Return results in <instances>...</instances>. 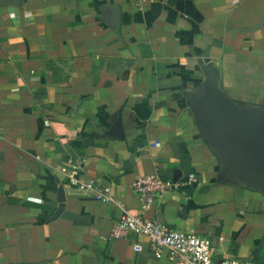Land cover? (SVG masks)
<instances>
[{"label": "crops", "instance_id": "0c3cea01", "mask_svg": "<svg viewBox=\"0 0 264 264\" xmlns=\"http://www.w3.org/2000/svg\"><path fill=\"white\" fill-rule=\"evenodd\" d=\"M2 2L0 264H171L143 238L106 241L120 211L69 174L133 214L210 236L219 256L264 264V196L220 176L193 102L212 76L237 107L260 108L264 0ZM174 171L196 182L143 211L135 180L174 183Z\"/></svg>", "mask_w": 264, "mask_h": 264}, {"label": "built area", "instance_id": "2783aa9c", "mask_svg": "<svg viewBox=\"0 0 264 264\" xmlns=\"http://www.w3.org/2000/svg\"><path fill=\"white\" fill-rule=\"evenodd\" d=\"M71 169L76 171L78 166L71 165ZM61 171L65 173V169ZM67 182L76 192L91 193L98 201L112 202L120 211V217L114 222L109 236L105 239L108 242L124 239L130 235L143 238L149 244L150 255L155 260L166 259L171 264H260L252 259L240 260L219 256L210 236L200 235L192 230H176L157 219L131 213L121 200L111 198L108 186L102 187L95 181H84L72 174L67 175ZM195 182L193 175H188L176 183L162 180L156 175H145L135 180L132 191L141 209L148 211L158 204L159 198L165 192ZM221 240V237L217 238V241ZM130 246L134 253L140 254L145 251L141 242L134 241Z\"/></svg>", "mask_w": 264, "mask_h": 264}, {"label": "water", "instance_id": "95a60500", "mask_svg": "<svg viewBox=\"0 0 264 264\" xmlns=\"http://www.w3.org/2000/svg\"><path fill=\"white\" fill-rule=\"evenodd\" d=\"M2 1L8 0H0V5L8 3ZM115 20L113 26L118 31L119 19L116 17ZM193 102L199 109L206 142L220 159V176L242 182L264 196V99L258 109L239 108L226 98L216 80L209 76ZM179 178L180 172L174 171L173 182ZM57 202L59 207L52 219L63 209L62 187L58 188Z\"/></svg>", "mask_w": 264, "mask_h": 264}, {"label": "rangeland", "instance_id": "374dc122", "mask_svg": "<svg viewBox=\"0 0 264 264\" xmlns=\"http://www.w3.org/2000/svg\"><path fill=\"white\" fill-rule=\"evenodd\" d=\"M260 245V248H263V245H264V236L262 238V242L259 244ZM256 261V260H255ZM261 263V262H260ZM262 264V263H261Z\"/></svg>", "mask_w": 264, "mask_h": 264}]
</instances>
